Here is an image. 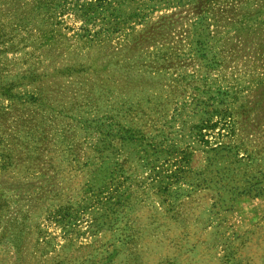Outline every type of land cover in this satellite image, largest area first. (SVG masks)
<instances>
[{"label":"rangeland","instance_id":"obj_1","mask_svg":"<svg viewBox=\"0 0 264 264\" xmlns=\"http://www.w3.org/2000/svg\"><path fill=\"white\" fill-rule=\"evenodd\" d=\"M0 264H264V0H0Z\"/></svg>","mask_w":264,"mask_h":264},{"label":"trees","instance_id":"obj_2","mask_svg":"<svg viewBox=\"0 0 264 264\" xmlns=\"http://www.w3.org/2000/svg\"><path fill=\"white\" fill-rule=\"evenodd\" d=\"M64 1L67 3L69 0H64ZM41 5H42V3H41ZM44 5H46V3H44ZM45 8L47 9V12H50L49 13L50 20H55L60 16L59 13H57L58 11H57L56 7H53L52 4L47 3ZM209 128L212 129V127H209Z\"/></svg>","mask_w":264,"mask_h":264}]
</instances>
